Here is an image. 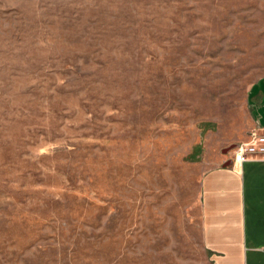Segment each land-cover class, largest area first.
Here are the masks:
<instances>
[{"label": "rangeland", "instance_id": "374dc122", "mask_svg": "<svg viewBox=\"0 0 264 264\" xmlns=\"http://www.w3.org/2000/svg\"><path fill=\"white\" fill-rule=\"evenodd\" d=\"M263 78L264 0H0V264H212Z\"/></svg>", "mask_w": 264, "mask_h": 264}, {"label": "crops", "instance_id": "0c3cea01", "mask_svg": "<svg viewBox=\"0 0 264 264\" xmlns=\"http://www.w3.org/2000/svg\"><path fill=\"white\" fill-rule=\"evenodd\" d=\"M252 129L264 131V78L249 94ZM250 131V130H249ZM248 133L241 139L244 141ZM202 244L212 264H264V158L213 157L200 176Z\"/></svg>", "mask_w": 264, "mask_h": 264}, {"label": "built area", "instance_id": "2783aa9c", "mask_svg": "<svg viewBox=\"0 0 264 264\" xmlns=\"http://www.w3.org/2000/svg\"><path fill=\"white\" fill-rule=\"evenodd\" d=\"M247 138L233 149L234 164H240L249 159L264 158V131L252 129Z\"/></svg>", "mask_w": 264, "mask_h": 264}, {"label": "water", "instance_id": "95a60500", "mask_svg": "<svg viewBox=\"0 0 264 264\" xmlns=\"http://www.w3.org/2000/svg\"><path fill=\"white\" fill-rule=\"evenodd\" d=\"M236 146V143H234V144H231V145H229L228 147H226V148H224L223 150H222V152H228V151H230L233 147H235Z\"/></svg>", "mask_w": 264, "mask_h": 264}]
</instances>
